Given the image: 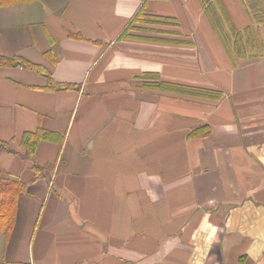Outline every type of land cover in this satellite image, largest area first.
Returning <instances> with one entry per match:
<instances>
[{
	"label": "crops",
	"instance_id": "1",
	"mask_svg": "<svg viewBox=\"0 0 264 264\" xmlns=\"http://www.w3.org/2000/svg\"><path fill=\"white\" fill-rule=\"evenodd\" d=\"M221 1L241 55L200 0L0 8L3 56L79 86L49 92L38 73L0 67V140L14 149L0 150V172L27 185L14 225L0 226V264H264V0ZM143 8L179 26L118 42ZM152 74L225 98L158 91ZM201 125L211 136L190 139ZM40 128L58 139L33 161L21 141Z\"/></svg>",
	"mask_w": 264,
	"mask_h": 264
},
{
	"label": "trees",
	"instance_id": "2",
	"mask_svg": "<svg viewBox=\"0 0 264 264\" xmlns=\"http://www.w3.org/2000/svg\"><path fill=\"white\" fill-rule=\"evenodd\" d=\"M34 1V0H0V8L3 6L14 5L20 2ZM247 4H253L254 7L259 5L261 0H245ZM203 8L205 9L206 14L210 18L212 25L219 36L224 48L231 53L232 50L235 51L237 55H241V50L239 47V39L241 38L240 34H236V44L232 46V41L230 34L235 31L232 26L229 18L227 17V11L221 0H200ZM260 14L264 16V9L259 10ZM264 18V17H263ZM227 24L229 26H224ZM146 25V26H145ZM173 27L179 26V21L173 17L161 16L153 13H149L145 8L139 11L136 16L133 18L132 22L129 24L127 29L123 32L118 42H122L125 39H136V40H149V41H160L159 38L153 37H143L138 35V31H147L155 32L151 30L150 27ZM159 34L167 33L166 31L157 30ZM133 33H136L133 34ZM74 37L82 39V36L75 35ZM185 44L184 42H178ZM245 59V58H241ZM236 63V58H233ZM11 66H22L25 69L34 71L40 76H43L47 80V85L42 87L43 90L49 92H62L67 90H75L79 88L77 85L65 84L55 80L53 74L44 66L34 64L22 57L9 58L3 56L0 53V67H11ZM153 76V74H152ZM158 76V75H157ZM152 78V82L146 83V86H149L155 90H165L177 92L184 94L189 97L213 100V101H222L225 98V92L219 89L214 88H202V87H193L185 85H176L172 83L163 82L157 77V81ZM155 80V81H154ZM212 131L209 125H201L193 129L189 134L190 139L201 138L206 136H211ZM56 137V138H55ZM58 139V136L49 131L43 129H38L35 132H26L21 141V146L24 149V156L30 160H36V154L39 147V144L43 140L53 141ZM0 150L7 152H14V149L10 142L0 140ZM33 170L35 171V179L44 177L45 174L44 168L37 165H33ZM27 185L21 181L11 180L8 177H5L0 172V226H13L16 218V213L19 206L20 196L25 193Z\"/></svg>",
	"mask_w": 264,
	"mask_h": 264
},
{
	"label": "rangeland",
	"instance_id": "3",
	"mask_svg": "<svg viewBox=\"0 0 264 264\" xmlns=\"http://www.w3.org/2000/svg\"><path fill=\"white\" fill-rule=\"evenodd\" d=\"M152 31L154 30V27H152V29H151ZM157 30H155V32H147V31H138V34L139 35H144V34H148V33H152V35L153 36H156V35H160L158 32H156ZM159 76V75H158ZM151 77H154V79L157 81V75H155V74H153V76L151 75ZM151 77H148L147 75H146V79H150L151 80V82H152V78ZM159 79L161 80V81H163V82H167V83H172V84H178V83H174V82H169V81H165V80H162L161 78H160V76H159ZM154 80V81H155ZM178 85H184V84H178ZM185 86H189V85H185ZM158 91H162V92H166V93H170V94H178V95H182V96H185V97H189V96H186V95H184V94H180V93H177V92H172V91H165V90H158ZM192 98V97H191Z\"/></svg>",
	"mask_w": 264,
	"mask_h": 264
}]
</instances>
